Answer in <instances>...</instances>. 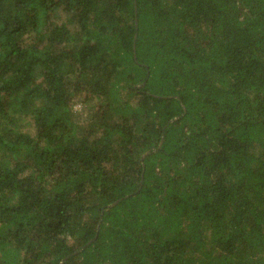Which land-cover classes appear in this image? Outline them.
Listing matches in <instances>:
<instances>
[{
	"label": "trees",
	"instance_id": "obj_1",
	"mask_svg": "<svg viewBox=\"0 0 264 264\" xmlns=\"http://www.w3.org/2000/svg\"><path fill=\"white\" fill-rule=\"evenodd\" d=\"M0 264H264V0H0Z\"/></svg>",
	"mask_w": 264,
	"mask_h": 264
},
{
	"label": "rangeland",
	"instance_id": "obj_2",
	"mask_svg": "<svg viewBox=\"0 0 264 264\" xmlns=\"http://www.w3.org/2000/svg\"><path fill=\"white\" fill-rule=\"evenodd\" d=\"M76 110H78V108Z\"/></svg>",
	"mask_w": 264,
	"mask_h": 264
}]
</instances>
